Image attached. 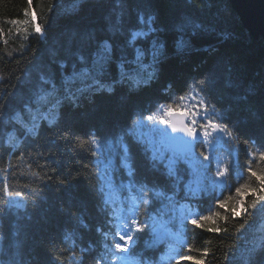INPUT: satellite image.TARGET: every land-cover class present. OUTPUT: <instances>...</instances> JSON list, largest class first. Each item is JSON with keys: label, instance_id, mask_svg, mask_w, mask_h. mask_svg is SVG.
Wrapping results in <instances>:
<instances>
[{"label": "trees", "instance_id": "1", "mask_svg": "<svg viewBox=\"0 0 264 264\" xmlns=\"http://www.w3.org/2000/svg\"><path fill=\"white\" fill-rule=\"evenodd\" d=\"M149 18L154 31L136 46L147 53L157 36L155 70L136 83L120 80L121 58L136 65L128 34ZM181 35L189 44L176 48ZM103 40L112 46L103 88L91 85L76 100L57 88L33 101L87 64ZM189 92L197 105L185 104ZM200 100L207 114L197 126L211 120L231 136L209 126L212 138L198 139L202 184L193 192L191 164L158 155L137 124L162 107L191 113ZM262 152L264 39L229 0H0V264H264V200L249 207L264 196ZM171 163L179 180L168 175ZM241 205L247 212L234 217ZM200 216L212 220L193 225ZM125 223L133 240L120 252L115 226Z\"/></svg>", "mask_w": 264, "mask_h": 264}, {"label": "rangeland", "instance_id": "2", "mask_svg": "<svg viewBox=\"0 0 264 264\" xmlns=\"http://www.w3.org/2000/svg\"><path fill=\"white\" fill-rule=\"evenodd\" d=\"M156 35H152L150 38L149 43V50L147 53L144 54L143 60L141 64H137L132 67H125L121 69L120 62L117 63L118 66V78L120 80H127L130 83H136L140 80H145L147 76H149V73H153L155 70L154 62L157 60L158 56L163 51V45L161 42H159L156 38ZM104 42H107L109 45L110 43L107 40H103L100 45ZM189 44V40L186 36L181 35L178 37V39L175 42L176 48H181L182 46H186ZM155 45L156 51L153 53V46ZM140 47V46H136ZM96 54V53H95ZM136 54L133 57V61H135ZM95 59V55L93 58L89 60L87 64H84L74 70H72L70 73H67L63 75L60 80L56 83H52L50 87L47 89H44L40 91L39 94L36 95L37 98H33V101H36L37 103L41 101H47L52 96H55L57 94L56 89L61 88L63 95L70 96L71 99L76 100L78 99L81 94L88 92L91 89V85H97V82L101 83L103 74L105 72V66L104 64L103 69L99 67V65H94L93 60ZM131 69V71H130ZM140 70H144L143 73H140ZM127 75L126 76H123ZM108 83H106L107 86ZM59 91V90H58ZM59 93V92H58ZM191 96L187 97L185 100L186 105H190L191 103H195L197 105V99H195ZM163 107L159 109L156 113H154L152 116L154 117L152 121H149L146 119L141 120L137 124V133L139 136H141L142 139L147 141V143L153 148L154 152H156L160 156H165L168 161L173 162L175 160L173 153L166 143V138L164 135V126L163 123H160L155 119L156 116L163 115ZM23 118V117H21ZM191 123V119H190ZM208 132V137L206 138L204 136V132ZM13 134V131H8L6 133L5 141L9 142L11 140V136ZM219 134V133H218ZM212 134L209 132V127L206 129L201 128V140L207 141L212 138ZM177 155V154H176ZM187 162H189L192 166L193 171H195V176L189 180L190 189L191 191H198L201 186V165L196 164V160L198 161L199 158L191 151V153H188L184 156H182ZM160 225V222L156 225V232L160 233L158 226ZM176 238L179 239V236L176 235Z\"/></svg>", "mask_w": 264, "mask_h": 264}, {"label": "snow or ice", "instance_id": "3", "mask_svg": "<svg viewBox=\"0 0 264 264\" xmlns=\"http://www.w3.org/2000/svg\"><path fill=\"white\" fill-rule=\"evenodd\" d=\"M29 4H31V0H29ZM24 13L27 16L28 15V9L25 8L24 9ZM13 24H18L20 23L19 21H12ZM153 23V21L151 20V18L145 20L142 22V26H139L137 29L133 30L132 32H130L128 34V38L126 40V47L128 48H134L135 53H136V58H135V63L137 64H141L144 54H145V49L143 47H136L137 43H143L150 32L154 31L153 28H151V24ZM35 31L37 33H40L41 35L42 30L40 28V26L37 24L35 26ZM156 48L155 45L153 46V53H155ZM111 52H112V46L109 45L107 42L102 43L99 48L98 51L95 54V59L93 60V64L94 65H99V67L101 69H103L104 64H106L109 60H111ZM131 63L130 61H127L123 58H121L120 61V67L121 69L124 68L125 65ZM131 71V69H130ZM123 74V73H122ZM97 87L103 88L104 85L102 83L97 82ZM189 96H191V92L188 93ZM180 100H184L185 97H180ZM203 108L204 111L200 112L199 109ZM163 115L160 116H156L155 119L157 121H159L160 123H163L165 125H168L170 127H172L173 131H177V127L176 124L170 119L171 115H172V108L171 106H168L166 108L163 109ZM207 114V106L205 105V102L203 100L199 101V106H193V111L191 113H188L187 109H185V111L181 112L180 115L181 116H188L191 119V123H184L183 127H181L179 130L183 131L184 133H186L189 136H196L197 134V125H198V120L197 117H203L204 115ZM153 116H148L147 120L152 121L153 120ZM211 126L213 129H219L221 132L223 131H228L229 136H231V131L227 129L226 125H220L217 123H214L213 121L209 120L207 121L206 124H199L200 128H204L206 129L207 127ZM204 136L207 138L208 137V132L205 131ZM91 143L93 145H97L99 142L97 141L96 138H92L91 139ZM121 151L123 153L122 155V166L123 164L127 163V161L130 158V146L125 142L123 144L120 145ZM261 158H264V152L260 153ZM208 157L205 156V160H207ZM167 171H168V175L169 177L175 178L177 180L180 179L179 174H178V170L175 167L174 163H171L169 165H166ZM226 170L225 169H220L217 171L216 175L217 176H222L224 174ZM249 171H251V169H249ZM131 175V173H129ZM253 176H255L256 174L253 172L252 173ZM261 184H264V179L260 180ZM245 186H241V188H243ZM8 185L5 184L4 185V189L5 191L7 190ZM241 188H237L236 191L237 193L241 192ZM262 191H264V189H262ZM15 195H20V193H16ZM258 200H264V196L258 197L257 200H254L252 202L251 205H249V207L255 208L257 206V201ZM145 203H149V201H145ZM220 203V207H224V203L223 202H219ZM247 212V209L243 208V205H241V212H236L235 210H233V216H239L242 215L243 213ZM218 215V213H217ZM117 219H119V217H117ZM212 220L211 216H200L199 220L193 219L191 221V223L193 225H196L197 227H203V224L200 223L201 221H210ZM131 224L135 226L136 231H140L141 229V225L137 223L136 220L131 221ZM116 231H115V236H119V239L121 241H125L124 244H121L119 242L114 244V247L116 250L120 251V252H124L128 249V242L133 240V236L131 234V227L125 223L122 226L117 224L116 226ZM121 227H123L124 229V234H121ZM240 227H243V225H241ZM209 231L215 232V233H219L221 231L220 228L216 227V228H209ZM207 254V250H205V255ZM182 259H186V260H192L193 258L188 256V257H183ZM195 264H203V262L201 260H196Z\"/></svg>", "mask_w": 264, "mask_h": 264}, {"label": "water", "instance_id": "4", "mask_svg": "<svg viewBox=\"0 0 264 264\" xmlns=\"http://www.w3.org/2000/svg\"><path fill=\"white\" fill-rule=\"evenodd\" d=\"M229 2L249 33L255 38L264 39V0H229ZM183 111L172 110L170 119L176 124L177 131H173L172 127L164 124L167 130L165 136L168 146L181 155L193 151L197 138L200 136V127H197L196 136H189L179 130L184 123L189 122L188 116L180 115Z\"/></svg>", "mask_w": 264, "mask_h": 264}, {"label": "bare ground", "instance_id": "5", "mask_svg": "<svg viewBox=\"0 0 264 264\" xmlns=\"http://www.w3.org/2000/svg\"><path fill=\"white\" fill-rule=\"evenodd\" d=\"M177 110H180V109H177ZM183 111V110H182ZM188 124H190V118H189V122H188ZM163 126H164V124H163ZM165 128V127H164ZM167 130H164V135H165V132H166ZM212 131H213V133H216V134H218L219 132H220V130L219 129H212ZM165 138H166V136H165ZM199 138V137H198ZM198 138H197V140H198ZM166 143H167V140H166ZM167 146H168V144H167ZM169 147V146H168ZM169 149L171 150V148L169 147Z\"/></svg>", "mask_w": 264, "mask_h": 264}]
</instances>
